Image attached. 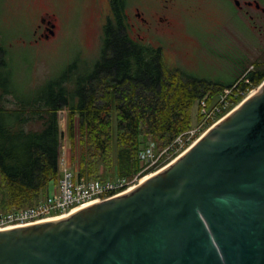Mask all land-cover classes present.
<instances>
[{
  "label": "water",
  "instance_id": "obj_1",
  "mask_svg": "<svg viewBox=\"0 0 264 264\" xmlns=\"http://www.w3.org/2000/svg\"><path fill=\"white\" fill-rule=\"evenodd\" d=\"M0 264H264V80L144 181L0 225Z\"/></svg>",
  "mask_w": 264,
  "mask_h": 264
},
{
  "label": "trees",
  "instance_id": "obj_2",
  "mask_svg": "<svg viewBox=\"0 0 264 264\" xmlns=\"http://www.w3.org/2000/svg\"><path fill=\"white\" fill-rule=\"evenodd\" d=\"M103 32L101 53L93 64L76 57L63 75L26 88L13 78L11 59L5 63L0 49V213L34 205L46 196L51 182L57 184L61 110H68L71 135L77 115L83 135L89 132L91 150L96 149V157H82L80 178L106 180L99 174L98 161L112 162L115 136V172L131 177L140 170L143 175L148 172L141 165L147 139L155 138L161 150L169 146L192 128V108L201 99L211 102L227 88L237 104L245 97L238 93L264 80V61L258 58L228 80L213 82L187 74L167 63L160 49L131 40L119 13Z\"/></svg>",
  "mask_w": 264,
  "mask_h": 264
},
{
  "label": "rangeland",
  "instance_id": "obj_3",
  "mask_svg": "<svg viewBox=\"0 0 264 264\" xmlns=\"http://www.w3.org/2000/svg\"><path fill=\"white\" fill-rule=\"evenodd\" d=\"M11 1L0 2V6L4 8V14L10 10V13L7 14L9 15L7 21L14 13L5 25L9 37L7 36L6 42L4 40L2 42L11 44L12 46L10 47L9 56L13 66V78L20 81L23 88L28 87V84L37 86L42 84L47 78H57L63 75L71 63L75 61L76 57L87 60L88 62L93 61V64L100 56L104 33V25L101 17L103 0ZM198 5L203 8L200 9ZM220 5L229 19L228 26L226 24V29L230 34L233 31L235 37L232 36V38H237L230 45V50L222 55L223 57H227V59L230 57L231 60L227 62L220 59L221 56L215 53L217 57H220L217 58L212 49V44L216 43L214 37H216L217 41L225 39L223 33H219L218 35L214 33L215 26L213 23H216V18L219 17L214 10V6L208 0H194L193 5L189 6L191 10H186L188 14L177 19L180 22L179 26L169 36L171 38L168 40V45L165 49L167 63L180 68L187 74L217 82L228 80L237 73L241 66L234 65L232 61V59L238 56L237 53L245 52L249 56L251 55L250 60L257 57L256 54L259 53V45L255 44L256 40L253 39V32H248L245 29L238 16H235L233 13V8L229 3L223 2L221 4L220 2ZM193 8H198L199 10H194ZM20 11H22L21 15H18L20 13L15 14ZM43 15L47 16L51 22L55 18L57 19L58 26L56 33L49 39H38V35L34 33ZM187 18L190 19V25L186 23ZM187 28L193 35L187 33ZM208 35L209 37L207 38L206 36ZM241 45L251 47L250 49L242 51L240 48ZM262 46L264 45L262 44ZM220 47L225 48V42ZM220 47L216 52L223 54L225 50ZM258 87H255L251 91L254 92ZM251 91L245 94V96L247 97ZM10 97L13 98V95H10ZM215 98L209 102L211 105L214 104L213 101ZM231 107L233 108L235 106L232 105ZM192 113L194 120L192 127L197 128L201 122L199 121L201 118V101L193 106ZM59 114L62 132L61 163L64 164V167H69L75 173H78L82 165V157L88 160L90 155L96 157V149L91 150L93 146L90 143L89 132L83 135L77 115L75 116L74 124L75 134L72 136L69 131L68 110L63 109ZM204 129L198 130L197 136L202 134ZM147 141L150 142L149 147L154 148L156 153L162 154L163 158L160 160L161 163L167 162L173 157L172 150H168L166 147V149L161 150V147L157 146L155 138L150 137ZM117 145V136H115L113 137V147L109 156L112 162L105 158H100V161H98L99 174L103 178H106V180H125L128 184H131L136 178H139L132 183L137 184L143 175L141 170V172L138 171L131 177H119L116 174ZM146 149L141 151V165L147 159ZM156 169L159 170V168H154L151 172ZM54 185L57 184L50 183L48 193L53 190ZM42 199L43 197L39 201Z\"/></svg>",
  "mask_w": 264,
  "mask_h": 264
},
{
  "label": "flooded vegetation",
  "instance_id": "obj_4",
  "mask_svg": "<svg viewBox=\"0 0 264 264\" xmlns=\"http://www.w3.org/2000/svg\"><path fill=\"white\" fill-rule=\"evenodd\" d=\"M208 1L214 6V10L219 16L218 18H216V23H213L215 26L214 33L217 35L219 33H223L225 38L222 41H217L216 37H214V39L216 40V43L212 44L214 55L216 53V55L221 56L220 58L215 55L217 58L229 62L231 58L229 57L227 59V57H223L222 55L226 54L230 50V45L235 40H237V38H232V36L235 37L233 31L231 30L233 34L232 35L226 29V24L228 26L229 19L228 16L225 15L220 2L221 4L223 2H227L231 5V7L233 8V13L235 14V16H238L241 24L245 27V29L248 32H253V39L256 40L255 44L259 45V53L256 54V58L264 61V46H262V44L264 45V0ZM0 2H10V0H0ZM103 2L104 3H102L103 5L101 7V17L104 27L108 25L109 19L116 17V14L119 13L120 16L124 18L126 32L131 40L141 44L150 45L156 49H160L165 57V49L168 45V40H170L171 38L169 36L174 33L175 29L179 26L180 23L177 19L183 15L185 16L186 14H188L186 13V10H191V7L189 6L193 5L194 0H103ZM198 7H200V9L203 8L199 5ZM3 10L4 8L0 6V49L5 63H7L10 61L9 54L10 47L12 46L11 44H4L1 41V37L7 33L5 25L7 22H9L14 13L7 21V18L9 16L7 14L10 13V10H8L5 14L3 13ZM194 10L199 9L196 8ZM17 13H20L18 15H21L22 11L16 12L15 14ZM186 20V23L190 25V19L187 18ZM57 26L58 23L56 18L51 22L50 19L47 18V16L43 15L34 33L38 35V39H49L55 35ZM187 33H190L188 28ZM206 37L208 38L209 35ZM198 40L201 42L200 39ZM224 42L226 44V47H220L224 44ZM219 47L221 49H224L226 52L223 51V54L217 53L216 50H218ZM250 47L251 46L241 45L240 48L242 51H244L250 49ZM237 54L238 56L232 59L234 65L243 66L250 61L251 55L249 56L245 52H240Z\"/></svg>",
  "mask_w": 264,
  "mask_h": 264
},
{
  "label": "built area",
  "instance_id": "obj_5",
  "mask_svg": "<svg viewBox=\"0 0 264 264\" xmlns=\"http://www.w3.org/2000/svg\"><path fill=\"white\" fill-rule=\"evenodd\" d=\"M231 89H225L219 95L218 100L211 105L207 99H201L202 120L197 128L188 130L179 135L168 147L178 151L189 142L195 141L197 131L204 129L212 120H214L224 109L230 105L228 100ZM243 93V92H240ZM205 126V127H204ZM199 133V132H198ZM147 164L144 169L154 167L162 154L155 155L153 148L146 150ZM61 175L55 189L40 200L37 204L30 207L13 208L7 213H0V225L10 223H26L33 220L57 215L66 211L74 210L84 205L100 201L126 190L136 184L126 183L125 180L117 181H99V180H79L76 174L69 167H64L61 163Z\"/></svg>",
  "mask_w": 264,
  "mask_h": 264
},
{
  "label": "bare ground",
  "instance_id": "obj_6",
  "mask_svg": "<svg viewBox=\"0 0 264 264\" xmlns=\"http://www.w3.org/2000/svg\"><path fill=\"white\" fill-rule=\"evenodd\" d=\"M212 126H213V125H212ZM212 126H210V127L208 128V130H209ZM208 130H207V131H208ZM207 131H206V132H207ZM206 132H205V133H206ZM205 133H204V134H205ZM144 170H146V169H144ZM159 170H160V169H159ZM157 171H158V170L153 171V172H149V173H147V174H144V175L141 177V180H140L138 183L144 181L145 179H147L148 177H150L151 175H153V174L156 173ZM150 174H151V175H150ZM138 183H137V184H138Z\"/></svg>",
  "mask_w": 264,
  "mask_h": 264
}]
</instances>
